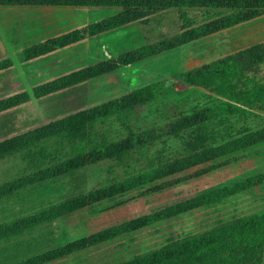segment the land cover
Returning a JSON list of instances; mask_svg holds the SVG:
<instances>
[{
  "label": "rangeland",
  "instance_id": "obj_1",
  "mask_svg": "<svg viewBox=\"0 0 264 264\" xmlns=\"http://www.w3.org/2000/svg\"><path fill=\"white\" fill-rule=\"evenodd\" d=\"M34 1L0 0V46L2 41L6 42L15 62V67L0 71V97L21 91L31 95L34 86L100 62L115 67L80 84L37 98L34 106L37 113L26 102L0 112V140L80 109L114 101L118 103V111L93 125L91 140L96 144L126 140L129 148L120 158L98 161L0 199V223L39 212L131 176L156 170L166 173L18 236L0 240V264L22 261L105 227L154 213L236 181L248 180L251 186L233 196L45 264H116L244 216L264 213V139L209 158L211 148L232 139L256 132L262 133L264 138V102L256 103L255 107L240 106L242 111L223 113L225 99L216 96L210 88L192 86L180 77L264 42V14L123 64V55L141 46H156L162 39H172L215 17L217 11L169 7L114 30L89 35L91 24L101 22L120 9ZM73 30L83 35L75 43L28 61L23 59L25 48ZM96 52L98 57L101 54V59H97ZM243 75L264 84V62L243 71ZM146 86L152 92L149 100L143 104L133 102L131 93ZM83 145L64 136L52 137L40 144L47 150L44 160L31 162L26 151L0 159V185L65 161Z\"/></svg>",
  "mask_w": 264,
  "mask_h": 264
},
{
  "label": "trees",
  "instance_id": "obj_2",
  "mask_svg": "<svg viewBox=\"0 0 264 264\" xmlns=\"http://www.w3.org/2000/svg\"><path fill=\"white\" fill-rule=\"evenodd\" d=\"M1 1L8 3H11V1L35 2L34 0ZM40 2L70 6H114L120 9L119 12L103 19L101 22L91 24L87 32L89 35L114 30L169 7H199L217 11L215 17H209L205 23L194 28H188L172 37V39H162L157 42L156 46H141L133 50L131 54L123 55L121 58L123 64H130L161 51L176 48L188 41L235 27L264 14V0H40ZM82 36L79 30H73L45 42L37 43L25 48L23 59L28 61L43 56L54 51L55 48L75 43ZM263 62L264 42L192 69L181 74L180 77L192 86L210 88L216 96L226 100L222 103V112L233 113L242 111L240 106L255 107L256 103L264 102V84L254 82L251 78L243 75V71ZM10 66L11 61L9 59L0 61V71ZM114 67V64L100 62L75 70L35 86L32 90L33 96L42 98L51 95L105 74ZM150 95H152L151 88L146 86L134 90L131 93V99L137 104H143L149 100ZM27 100L28 95L25 92L1 99L0 112L18 106ZM120 106L123 108V103ZM117 111L118 103L107 101L80 109L23 133L0 140V159L26 151L27 158L31 162L45 159L47 150L41 147L40 144L49 138L64 136L69 140L84 144L82 149H78L73 156L65 161L21 175L12 181L1 184L0 199L8 197L25 187L73 173L81 167L98 161L120 158L129 148L126 140L96 144L90 136V130L96 122L110 117ZM261 139L264 138L262 133L259 132L232 139L220 147L211 148L210 150L213 152L209 158L216 157L219 153L242 149ZM164 173L166 172L156 170L151 173L131 176L123 181L68 198L39 212L9 222H2L0 223V240L15 237L58 217L154 181ZM250 186L248 180L236 181L231 185L215 188L193 198L168 205L154 213L144 214L105 227L13 264H45L82 250L95 248L156 222L233 196L247 190ZM116 264H264V213H253L244 216L190 238L167 244Z\"/></svg>",
  "mask_w": 264,
  "mask_h": 264
},
{
  "label": "crops",
  "instance_id": "obj_3",
  "mask_svg": "<svg viewBox=\"0 0 264 264\" xmlns=\"http://www.w3.org/2000/svg\"><path fill=\"white\" fill-rule=\"evenodd\" d=\"M1 48H0V59H2V60H4V59H9L10 61H11V66L12 67H15V62H14V60H13V57H11V52L10 51H8V48H7V45H6V42H3L2 41V45L0 46ZM6 47V48H5ZM56 53V52H55ZM95 55H96V57H97V59H101V54H99V57H98V54H97V52L95 53ZM1 61V60H0ZM12 62H13V65H12ZM10 66V67H11ZM9 68V67H8ZM7 69V68H6ZM73 72V71H72ZM70 73V72H69ZM24 74V73H23ZM68 74V73H67ZM18 75L19 76H22L20 73H18ZM63 75H66V74H62V75H58L57 77H54V78H52V79H50V80H48V81H51V80H53V79H56V78H58V77H61V76H63ZM48 81H46V82H48ZM46 82H44V83H46ZM43 84V83H42ZM40 85V84H39ZM38 86V85H37ZM35 87V86H34ZM33 87V88H34ZM33 88L31 89V95L29 94V93H27L26 91H21V92H25L27 95H28V100L26 101V103H30L31 105H32V107L34 108V106L36 105V99L37 98H35L34 96H33V93H32V90H33ZM21 92H19V93H21ZM16 94H18V93H16ZM15 95V94H14ZM9 96H12V95H7L6 97H9ZM6 97H0V100L1 99H4V98H6ZM25 103V102H24ZM23 104V103H22ZM97 105V104H96ZM92 106H94V105H92ZM34 110H35V112L37 113V109L36 108H34ZM73 113V112H72ZM70 114V113H69ZM63 116H65V115H63ZM63 116H61V117H63ZM61 117H59V118H61ZM56 119H58V118H56ZM56 119H52V120H49V121H53V120H56ZM49 121H47V122H49ZM47 122H45V123H47ZM45 123H42V124H40V125H43V124H45ZM40 125H37V126H35V127H38V126H40ZM35 127H32V128H30V129H33V128H35ZM30 129H27V130H24V131H21V132H19V133H16V134H14V135H17V134H20V133H23V132H25V131H28V130H30ZM14 135H11V136H14ZM11 136H9V137H11ZM6 138H8V137H6ZM3 139H5V138H3ZM3 139H1V140H3ZM25 175V174H24ZM14 180V179H13ZM12 181V180H11ZM18 236V235H17Z\"/></svg>",
  "mask_w": 264,
  "mask_h": 264
}]
</instances>
